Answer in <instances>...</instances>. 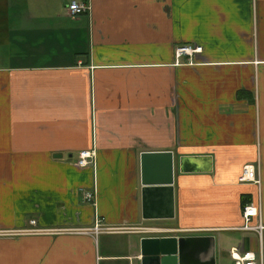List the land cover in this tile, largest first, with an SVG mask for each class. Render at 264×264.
Here are the masks:
<instances>
[{"label": "crops", "instance_id": "crops-1", "mask_svg": "<svg viewBox=\"0 0 264 264\" xmlns=\"http://www.w3.org/2000/svg\"><path fill=\"white\" fill-rule=\"evenodd\" d=\"M68 1L0 0V264H141V237L170 234L264 263V228L243 227L247 203L264 225V0ZM144 150L174 152L173 217L143 216ZM182 154L213 168L182 172ZM97 216L108 229L75 230Z\"/></svg>", "mask_w": 264, "mask_h": 264}, {"label": "water", "instance_id": "water-1", "mask_svg": "<svg viewBox=\"0 0 264 264\" xmlns=\"http://www.w3.org/2000/svg\"><path fill=\"white\" fill-rule=\"evenodd\" d=\"M142 213L145 218L175 215L174 174L176 158L172 150L141 152ZM182 172L209 171L210 154H182ZM141 264H216L213 234L144 235L141 237Z\"/></svg>", "mask_w": 264, "mask_h": 264}, {"label": "built area", "instance_id": "built-area-1", "mask_svg": "<svg viewBox=\"0 0 264 264\" xmlns=\"http://www.w3.org/2000/svg\"><path fill=\"white\" fill-rule=\"evenodd\" d=\"M67 12L70 15H78L83 12L89 11L91 9V4L88 0H69L66 4ZM200 49V46L189 44V43H180L175 48L176 57H182L184 55H193L195 51ZM77 163L81 166L85 165H95V150L89 149H82L79 152V157L77 159ZM242 181H253V182H260V174L258 172V167L253 163H247L244 165L242 169L241 175ZM95 196L96 190L94 191H85L84 198L87 201L95 203ZM245 223L243 227L248 229H257L260 237L262 236V230L264 228L263 222L261 220L260 209L257 205L252 203H247L244 205V212H243ZM257 217V222L252 223V218ZM32 224L36 223V219L30 220ZM37 230H42V228H34ZM103 229H108L105 226L101 219L97 216L95 219V224L93 227H79L75 230L82 231V232H100ZM230 264H264L263 263V255L262 252H257L250 249L240 250L238 252L232 253V262Z\"/></svg>", "mask_w": 264, "mask_h": 264}, {"label": "rangeland", "instance_id": "rangeland-1", "mask_svg": "<svg viewBox=\"0 0 264 264\" xmlns=\"http://www.w3.org/2000/svg\"><path fill=\"white\" fill-rule=\"evenodd\" d=\"M88 2L90 3V1L88 0ZM91 4V3H90ZM109 262H102L101 264H108Z\"/></svg>", "mask_w": 264, "mask_h": 264}]
</instances>
